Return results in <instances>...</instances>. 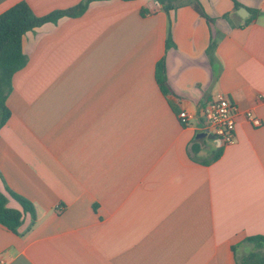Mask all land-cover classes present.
<instances>
[{
  "label": "crops",
  "instance_id": "obj_1",
  "mask_svg": "<svg viewBox=\"0 0 264 264\" xmlns=\"http://www.w3.org/2000/svg\"><path fill=\"white\" fill-rule=\"evenodd\" d=\"M85 1L0 0V15ZM199 2L212 23L193 5L107 0L24 36L0 190L31 201L36 221L24 214L17 233L0 224V264H239L257 249L247 239L264 236V0ZM218 92L237 107L236 141L213 160L219 143L197 136Z\"/></svg>",
  "mask_w": 264,
  "mask_h": 264
},
{
  "label": "trees",
  "instance_id": "obj_2",
  "mask_svg": "<svg viewBox=\"0 0 264 264\" xmlns=\"http://www.w3.org/2000/svg\"><path fill=\"white\" fill-rule=\"evenodd\" d=\"M95 1L107 0H86L85 2L66 10H58L46 16L39 17L34 14L27 2H20L0 15V131L7 124L12 116L8 107L7 100L13 91V79L17 72L22 70L28 63V57L23 51L24 36L35 29L48 24H56L63 18H78L85 14L89 5ZM129 1V0H126ZM165 12L176 10L185 5H193L195 10L204 18L212 23L211 19L202 8L199 0H155ZM240 5L235 2V9ZM144 13V12H143ZM228 15H225V18ZM167 46H173L170 37ZM216 44L211 43L208 54L211 57ZM157 81L161 90L167 93V77L164 60L157 64ZM199 147L193 146L194 153L198 152ZM222 147H219L213 160L220 157ZM15 200L23 211L9 206V200ZM29 214L32 224L36 221L35 208L31 201L13 192L5 186V192L0 190V224L10 231L17 233L23 224V215ZM253 243L257 249L246 255L239 264H264V236H256L247 239Z\"/></svg>",
  "mask_w": 264,
  "mask_h": 264
},
{
  "label": "built area",
  "instance_id": "obj_3",
  "mask_svg": "<svg viewBox=\"0 0 264 264\" xmlns=\"http://www.w3.org/2000/svg\"><path fill=\"white\" fill-rule=\"evenodd\" d=\"M237 112V107L221 92L213 97L204 110L208 130L216 137L220 147L232 145L236 141ZM178 118L183 126H188L192 116L184 110ZM247 119L255 127L262 125V120L253 113L249 112Z\"/></svg>",
  "mask_w": 264,
  "mask_h": 264
},
{
  "label": "water",
  "instance_id": "obj_4",
  "mask_svg": "<svg viewBox=\"0 0 264 264\" xmlns=\"http://www.w3.org/2000/svg\"><path fill=\"white\" fill-rule=\"evenodd\" d=\"M243 10L245 11V9ZM239 13L241 14V11ZM206 136L209 137L211 140L218 142L216 137L213 134H211L209 130H206L204 133L198 135L197 138L206 137Z\"/></svg>",
  "mask_w": 264,
  "mask_h": 264
},
{
  "label": "rangeland",
  "instance_id": "obj_5",
  "mask_svg": "<svg viewBox=\"0 0 264 264\" xmlns=\"http://www.w3.org/2000/svg\"><path fill=\"white\" fill-rule=\"evenodd\" d=\"M209 143L213 144L212 141H208Z\"/></svg>",
  "mask_w": 264,
  "mask_h": 264
}]
</instances>
